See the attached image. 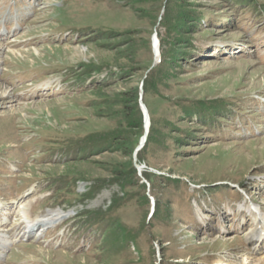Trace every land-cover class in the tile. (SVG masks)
Instances as JSON below:
<instances>
[{"label":"rangeland","instance_id":"rangeland-1","mask_svg":"<svg viewBox=\"0 0 264 264\" xmlns=\"http://www.w3.org/2000/svg\"><path fill=\"white\" fill-rule=\"evenodd\" d=\"M0 85V264H264V0H0Z\"/></svg>","mask_w":264,"mask_h":264},{"label":"bare ground","instance_id":"bare-ground-1","mask_svg":"<svg viewBox=\"0 0 264 264\" xmlns=\"http://www.w3.org/2000/svg\"><path fill=\"white\" fill-rule=\"evenodd\" d=\"M155 45H156V47L158 48V46H157V40L155 39ZM2 87H1V85H0V89H1ZM7 92V90L6 89H4V90H2V91H0V94H2V95H4L5 93ZM2 97V96H1ZM146 114H147V116H148V121H147V119H146ZM147 122H148V126H147ZM144 125H146V127L148 128V130H149V115H148V112H147V109H146V113H145V118H144ZM145 127V128H146ZM145 143V142H144ZM60 211H62V210H60ZM57 212V211H52V212H48L46 215H44L43 217H42V220H41V223H39L40 225H42V226H46V227H48V225H52V224H55V223H57V220H63L64 218H66V216L62 213V212ZM260 216V220H263L264 221V217L263 216H261V215H259ZM261 222V221H260ZM30 231H32V229L31 230H29L28 232H30ZM25 232V231H24ZM23 232V233H24Z\"/></svg>","mask_w":264,"mask_h":264},{"label":"water","instance_id":"water-1","mask_svg":"<svg viewBox=\"0 0 264 264\" xmlns=\"http://www.w3.org/2000/svg\"><path fill=\"white\" fill-rule=\"evenodd\" d=\"M157 49H156V45H155V48H154V54H156L157 53ZM138 105H139V107H140V109H141V112H142V114H143V118H145V113H146V107H145V105H144V103H143V101H142V88H141V92H140V94H139V97H138ZM146 119H147V121H148V116H147V114H146ZM147 126H148V122H147ZM146 125H144V134H143V136H142V138H141V141H140V143H139V147H138V149H140L142 146H143V144H144V142L146 141V136H147V134H148V128L146 127Z\"/></svg>","mask_w":264,"mask_h":264},{"label":"trees","instance_id":"trees-1","mask_svg":"<svg viewBox=\"0 0 264 264\" xmlns=\"http://www.w3.org/2000/svg\"><path fill=\"white\" fill-rule=\"evenodd\" d=\"M124 99H125V100H127V98H126V97H125ZM136 99H137V98H136V95H135V101H136ZM129 100H130V99H129ZM131 101H132V100H131ZM125 106H126V105H125ZM124 115H125V117H126V119H127V118H128V117H127V112H126V113H124ZM126 121H127V120H126ZM148 132H149V130H148ZM147 135H148V134H147ZM145 142H146V141H145Z\"/></svg>","mask_w":264,"mask_h":264}]
</instances>
